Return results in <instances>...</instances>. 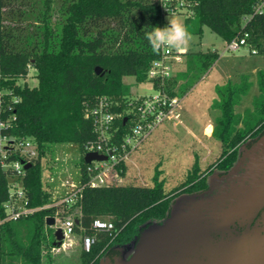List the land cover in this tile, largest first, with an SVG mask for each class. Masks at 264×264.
Returning a JSON list of instances; mask_svg holds the SVG:
<instances>
[{"label": "trees", "instance_id": "1", "mask_svg": "<svg viewBox=\"0 0 264 264\" xmlns=\"http://www.w3.org/2000/svg\"><path fill=\"white\" fill-rule=\"evenodd\" d=\"M188 1L192 15L185 17V26L189 33L201 34L207 26L225 43L245 36V45L264 54V11H255L258 0ZM36 2H40L38 7ZM26 19L30 21L20 23ZM111 23L122 28L120 39L105 37L104 26ZM157 26L167 25L151 0H0V140L6 137L12 143L30 138L40 155L51 143H76L81 152L80 178L85 181L88 163L83 160V148L95 139L85 111L105 96L113 102V111L125 113L130 87L122 79L132 76L136 82L145 81L151 61L159 56L145 33ZM143 27L141 35L127 36ZM188 55L186 70L179 74L186 80L182 89L219 56L211 49ZM30 67L37 81L33 86L26 82ZM96 67L101 68L99 73ZM257 85L259 94L252 109L246 108L243 114L236 113L234 107L251 87L248 77L215 86L217 97L211 107L219 109L220 115L211 135L219 140L221 154L205 170L194 163L180 186L166 192L163 180L155 174L150 186L85 187L76 205L67 209L60 204L61 217H74L72 240L78 235L81 243L78 264L112 261L118 247L135 246L146 229L168 218L176 195L206 190L207 176L214 169L227 174L243 151L264 137V70L257 71ZM115 125L121 131L125 128L120 118ZM5 150L4 160L19 157L9 148ZM1 160L0 146V217L5 215L3 203L11 175ZM23 184L31 207L51 202L42 183L40 156L26 169ZM55 210L40 209L4 223L0 228V264H53L50 253L56 242L55 228L47 225L46 219L53 217ZM107 217L113 229L92 227L96 218ZM86 234L96 236L89 251L82 248Z\"/></svg>", "mask_w": 264, "mask_h": 264}, {"label": "rangeland", "instance_id": "2", "mask_svg": "<svg viewBox=\"0 0 264 264\" xmlns=\"http://www.w3.org/2000/svg\"><path fill=\"white\" fill-rule=\"evenodd\" d=\"M57 2L54 3L57 5ZM35 4L38 7L40 2ZM164 18L166 25L168 18L178 19L185 25L184 14H173ZM29 21L26 19L20 23ZM104 29H106L105 37L108 39L115 40L118 36L120 39L122 28L115 27L111 23L104 26ZM144 30V27L139 29L138 33L127 30V36L129 35L130 38L136 34L141 35ZM190 34L192 39L188 47L182 49L184 63L177 74L178 79L183 81L179 88L183 94L180 123L168 125L166 134L160 126L133 152L131 160L125 167L123 184L150 186L154 175L158 174V179L163 180L164 190L169 192L185 182L194 163H197L201 170H205L218 159L222 151L218 139L212 135L205 137L201 134L202 127L207 123H212L214 126L216 118L220 115L219 109L211 107L217 97L215 86L226 82L238 83L243 75L248 77L251 87L248 93L242 96L240 103L234 107V111L240 114H243L246 108L252 109V101L259 94L257 71L264 70V54L254 53L248 45H242L234 51L229 50L227 43L207 26H203L201 34ZM207 49L217 51L218 58L207 70L196 73L187 87L182 89L186 80L179 74L186 70L188 54ZM34 72L35 70L30 67L26 80L30 86L37 84L33 77ZM122 80L129 85L132 97L154 94V89L147 82H136L132 76H124ZM206 132H210L209 125L206 127ZM194 134L200 137L201 143L195 141ZM37 156H40L42 183L50 194L51 202L60 200L68 190L69 184L79 183L81 152L78 144L51 143L45 153L40 155L37 150ZM241 157L235 161V167L231 173L229 172L230 175H218L220 173L218 169L209 173L206 189H209L208 192L214 190L212 194L216 199L209 200L207 204L210 207L216 205V211L219 208L229 207V213L233 218L231 221L234 226L231 233L230 226L222 227L224 224H220L219 229L222 233L226 232L225 239L223 237L221 239L220 251L234 253L235 257H240L244 253L245 245L248 260L254 263L264 258V137L252 148L244 150ZM194 195L189 192L179 193L174 198L175 205L184 204L195 198ZM218 216L220 213L217 212L216 219ZM246 227L249 229L247 230ZM232 234L236 236L232 238ZM74 238H76L74 247L64 251L53 250L50 253L53 264H63L67 261L68 264H78L81 243L78 235H74ZM116 264H119V260Z\"/></svg>", "mask_w": 264, "mask_h": 264}, {"label": "built area", "instance_id": "3", "mask_svg": "<svg viewBox=\"0 0 264 264\" xmlns=\"http://www.w3.org/2000/svg\"><path fill=\"white\" fill-rule=\"evenodd\" d=\"M159 8L160 14L165 17L173 14L192 15L191 3L188 0H151ZM255 11H264V0H258ZM245 36L232 39L227 43V49L237 50L245 45ZM184 50L174 51L170 48L161 49L159 56L153 59L147 70V82L154 89V94L130 96L125 113L112 110L113 102L107 97H99L96 104L85 111V116L91 121L95 132V139L84 145L86 153L105 155L106 159L93 160L86 168V180L69 184L68 190L60 200L49 202L42 206L31 207L26 194L23 179L26 173L25 163H31L37 157V147L32 139L23 138L8 143L7 138L0 140L2 149L1 165L10 170L8 178V197L3 203L5 215L0 217V228L8 221H15L27 217L37 210L56 207L54 212V228H61L62 239L54 251H64L73 246L74 217H61L58 206L64 204L67 209L76 205L82 197L85 187L117 186L123 184L124 171L131 155L139 146L160 126L180 123L183 94L180 91L182 80L177 74L184 63ZM254 53L255 50L253 49ZM122 119L125 126L121 131L115 125L116 119ZM124 118L126 120L124 121ZM12 139V138H10ZM18 154L15 160L7 158L6 150ZM123 166V167H122ZM92 227L99 231H110L114 225L110 218H96ZM96 242L94 234L82 237V248L89 251Z\"/></svg>", "mask_w": 264, "mask_h": 264}, {"label": "water", "instance_id": "4", "mask_svg": "<svg viewBox=\"0 0 264 264\" xmlns=\"http://www.w3.org/2000/svg\"><path fill=\"white\" fill-rule=\"evenodd\" d=\"M100 70V67L95 68L96 73ZM94 159L102 160L106 159V156L97 153H86L83 156L86 163ZM30 166L31 163L24 164L25 169ZM234 167L230 169V173ZM207 203L208 201L197 197L178 206L174 201L168 218L161 224L155 223L146 229L135 245L131 258L121 264H264V258L250 263L245 245L244 253L240 257H235L234 253H222V242L218 243L219 258L212 254H216V244L210 236L211 226L216 223L212 207L216 205L210 207ZM46 223L54 226V217H48ZM54 235V246H58L63 237L61 228H56Z\"/></svg>", "mask_w": 264, "mask_h": 264}, {"label": "clouds", "instance_id": "5", "mask_svg": "<svg viewBox=\"0 0 264 264\" xmlns=\"http://www.w3.org/2000/svg\"><path fill=\"white\" fill-rule=\"evenodd\" d=\"M145 38L155 53H159L164 48L185 49L192 39L187 27L175 18H168V24L165 27L152 28L150 32L145 33Z\"/></svg>", "mask_w": 264, "mask_h": 264}, {"label": "flooded vegetation", "instance_id": "6", "mask_svg": "<svg viewBox=\"0 0 264 264\" xmlns=\"http://www.w3.org/2000/svg\"><path fill=\"white\" fill-rule=\"evenodd\" d=\"M228 174L230 175V173H227V174L219 173L218 175H226V176H228ZM208 190L209 189H206V190H203V191H199V192H194L196 194L194 197L195 198L196 197L197 198H203V200H205V201H209L211 199L213 200V198L216 199V196L214 194H212V193H214V190L210 191V192H208ZM173 203H174V200L172 201L171 206H172ZM212 208H213V213L215 215H216L217 212L220 213V216H218V218L216 219L215 225L211 226L213 229L211 228V231H210L211 239L216 244V254L215 253H212V254L215 255L216 258L218 259L219 258L218 256L220 255V254H218L219 253L218 252L219 251L218 243L221 242V239H223V238L225 239V236H226V232L222 233V231L219 229L221 227L220 223L223 222L225 224H228V226H230V233H231V230H232L234 224L231 221V219H233V218L230 216L229 207H226V209H224V208L220 209L219 208V209H217V211H216V206H213ZM224 225H222V227ZM246 228L248 229V227H246ZM235 236H236L235 234H232L231 237L233 238ZM134 247L135 246H130V245H125V246L118 247V249H117L118 253L116 255L112 256V261H110V259H108L104 263L105 264H116L117 260H119V264H121V263H123L125 261H128L131 258V256L133 255Z\"/></svg>", "mask_w": 264, "mask_h": 264}, {"label": "crops", "instance_id": "7", "mask_svg": "<svg viewBox=\"0 0 264 264\" xmlns=\"http://www.w3.org/2000/svg\"><path fill=\"white\" fill-rule=\"evenodd\" d=\"M168 125H171V124H166V125H163L162 127H163V129H164V132H165V134H166V131L169 129L168 128ZM209 125L210 126V132L209 133H207L206 132V127ZM206 125H204L203 127H202V129H201V134H202V136H205V137H211V133H212V128H213V125H212V123H207ZM193 134V133H192ZM194 136L196 137V142L197 143H201L202 142V140L200 139V137H197L195 134H194ZM76 238H74L73 237V246L72 247H74V245H75V240ZM69 262L67 261L66 263H63V264H68Z\"/></svg>", "mask_w": 264, "mask_h": 264}]
</instances>
